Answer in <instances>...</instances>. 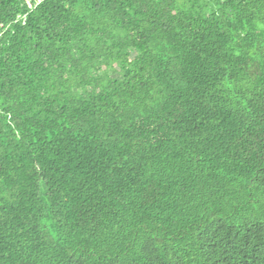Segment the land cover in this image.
Returning a JSON list of instances; mask_svg holds the SVG:
<instances>
[{
  "label": "trees",
  "instance_id": "obj_1",
  "mask_svg": "<svg viewBox=\"0 0 264 264\" xmlns=\"http://www.w3.org/2000/svg\"><path fill=\"white\" fill-rule=\"evenodd\" d=\"M28 1L0 0V264H264V0Z\"/></svg>",
  "mask_w": 264,
  "mask_h": 264
},
{
  "label": "built area",
  "instance_id": "obj_2",
  "mask_svg": "<svg viewBox=\"0 0 264 264\" xmlns=\"http://www.w3.org/2000/svg\"><path fill=\"white\" fill-rule=\"evenodd\" d=\"M32 1H34L36 4H38L39 2H41L42 0H29L28 2H27V4H28V6L31 8L32 6ZM21 21H25V16H23L22 18H21Z\"/></svg>",
  "mask_w": 264,
  "mask_h": 264
}]
</instances>
